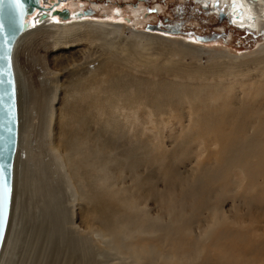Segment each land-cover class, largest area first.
<instances>
[{"label":"rangeland","instance_id":"obj_1","mask_svg":"<svg viewBox=\"0 0 264 264\" xmlns=\"http://www.w3.org/2000/svg\"><path fill=\"white\" fill-rule=\"evenodd\" d=\"M63 1V7L71 10L91 11L85 15L93 21L90 24L105 31L116 28L110 37L120 35L127 40L133 34L155 32L197 46L180 51L168 63L166 51H172L156 41L153 49H146L149 56L136 55L145 63L137 72L109 61L108 69L143 77L145 95L154 86L161 89V95L153 98L148 94L151 100L136 103V111L116 106L97 111L92 106L93 114L83 126L90 137L102 140L103 153L111 158L106 163L110 195L104 198H127L130 207L124 210L122 205L121 211L139 228L133 243L151 245L163 253L170 249L175 258L163 259L157 254L133 262L126 253L111 249L109 239L99 235L92 206L73 192L66 168L50 155L46 116L44 111L35 112L34 91L26 86L44 78L40 62L32 60L34 52L62 49L66 68L69 54L63 52L84 44L71 35L54 48L49 34L56 28L47 26L31 35L33 39L29 35L20 41L14 53L22 135L13 174L12 219L0 264H22L31 256L37 264H264V129L260 134L249 130L258 121L238 112L242 107L256 111L264 107L258 94L264 90V71L260 63L246 69H232L227 64V58L242 62L241 54L251 55L263 45L264 28L260 33L237 28L229 15L220 20L218 11L226 13V4H217L212 12L201 7L206 0ZM38 3L43 9L49 6L45 0ZM149 25L157 29L150 30ZM44 31L48 37L42 35L40 41ZM152 51L162 56L154 61ZM104 54L110 55V51ZM219 55L223 56L221 63L211 70L208 64ZM155 64L161 69L156 70ZM147 67L152 68L150 75H141L139 71ZM199 67L216 76L199 79ZM181 93L183 97L177 98ZM55 105L62 112L61 121L54 123L61 136L65 128H72L66 113L68 100L63 96ZM105 118L112 122L113 132L105 128ZM60 143L56 141L62 150ZM40 169H46L42 191L32 182ZM94 186L93 193L105 191V187L96 190Z\"/></svg>","mask_w":264,"mask_h":264},{"label":"bare ground","instance_id":"obj_2","mask_svg":"<svg viewBox=\"0 0 264 264\" xmlns=\"http://www.w3.org/2000/svg\"><path fill=\"white\" fill-rule=\"evenodd\" d=\"M206 2L207 7L212 12L214 11V9L217 8V4H226L227 16L229 15L230 19L234 21V26L239 25L243 28L249 27L250 30H254L257 33L264 28V0H206ZM208 3L211 4L212 7H209ZM45 4L49 5L45 9L41 8L39 5V7L34 8L39 9L38 12L29 14L34 10L33 9L32 11L26 13L24 17L26 29L17 38L13 47L12 67L15 77L16 89L18 88V84L17 74L14 68V53L20 41H22L21 43H23L25 38H28L33 34L36 35V32L41 27L43 28L49 26L56 28V31L54 32L49 31V37L52 39V42L50 43L52 44V46H54V48L57 45L59 46V41H61L62 38H69L68 36L71 37V35L75 37V40L83 42V46L76 47L73 51H68V49L63 52V55L65 53L69 54L66 68H64V63L61 60L62 49L57 51L51 49L50 52H41L42 54L44 53L43 55L38 54L40 53L39 50H36L35 52L33 51L35 56H33L32 60L40 62L42 70L40 71L42 75L41 78L44 77L41 80H44L45 82L42 83L41 80L35 79L33 80L34 82L31 84L26 83V80L25 83L28 90L32 89L34 91L32 93L34 96L32 95L33 97L31 98V100L35 112L44 111V114L46 116L44 117L46 118L45 120H47V122L45 121L47 124L45 136L49 138V140L47 141L48 151L51 152L50 155L52 154L51 156L53 157V159L58 160V162L60 160L61 166L66 168V175L70 181V185L73 192L81 198L83 203L90 204L92 206L91 213H94V220L96 219V223L98 225L97 229L100 232L99 235L102 237V239H109L110 242L107 244L111 249L126 253L132 259L133 262H139V260L153 258L157 254L163 256V259H174L175 255L170 251V249H167L163 253L161 251H158L154 246L152 247L151 245H138L133 243V238L135 234L139 232V228L134 225L128 214L121 211L122 205L124 207V210L130 207V203L126 200L127 198H114L110 201H107L104 198V196L110 195V188L106 190V163L111 162V158L109 154L103 153L106 150H104L105 148H103L105 147V144L101 142L102 140L99 142L95 140L94 136L90 137L83 126H86L87 121L91 118V115L93 114V112L91 111L92 106H95L97 111L104 109L109 110V108H112L114 106H116L115 109L125 108L136 111V103L141 101H147L148 99L151 100L148 97V94L152 93L153 98H157L161 95V89H159L158 86L152 87L151 91L145 95L147 90V83L145 82V79L143 77H136L135 74L129 72H126L125 74L119 73L120 70L117 69H108L109 67L107 66L109 61L121 62V64L125 68L131 69L133 72H137V67L145 63L143 62V60L137 59L136 55H139L141 57L149 56V53L146 51V49H153L152 46L157 44L156 41H158V43L159 41L162 42L160 43L161 45L165 43L163 46L166 47L167 50L172 51H166L170 56V59H168V63L173 62V58H176V55L179 54L180 51L186 52L187 50L194 49L197 46L191 44V42L187 43L182 40H173L163 36H159L155 34V32H148L147 34L140 35L133 34L132 38H127V40H124V38H122L120 35L110 37L109 34H113L117 30L116 28H112L111 30L105 31V29H103L102 27L90 24V22L93 21L85 19V15L87 14L77 13L82 12L81 10L76 11L67 8L69 10L70 16L64 20L60 19L56 15H52L50 13L51 8H66L63 7V0H61V3L60 0H57L56 2L45 0ZM69 19L72 21L69 22ZM66 21H68V23H66ZM75 26H78V28H75ZM82 27L84 29H82ZM80 28L82 30H80ZM40 34L41 35L38 38H40L42 35L47 36L46 31ZM32 37L34 38V36H31L30 39ZM30 39L28 41H30ZM41 39L43 38H40V41ZM173 45L179 46L177 49H173ZM93 50L99 52L101 56H103V58L97 57ZM105 50H109L110 55H105ZM152 52V54H155L154 61L157 57L162 56L161 54L158 55L156 51ZM239 57L240 59H243L241 60L242 62H239L236 59L227 58V60L230 61L227 62L228 66L232 69H246L250 67L253 63H260V70L264 71V44L259 45L257 50H255V52L251 55L241 54ZM221 59H223V56L219 55L214 57V59H212L208 64V67L211 70L216 69L217 66L221 63ZM89 65H92L93 68L91 69ZM154 68H156V70L161 69L158 64H155ZM203 69L204 67L198 68L199 79L214 78L216 76L214 72H204ZM139 72L141 75H150V73L152 72V68L147 67L145 69L140 70ZM33 76H31V78H33ZM27 77H29V75H27ZM62 77L64 78L62 79ZM203 86L210 87L208 85ZM29 92H31V90ZM258 94H261L264 100V90H259ZM63 96L68 100L69 108L66 110V113H68L71 117V121L69 120V122H71L72 128H65L64 134L60 136V134H57V132L55 131L54 123L61 121L60 118L62 119V112L56 107L55 103L56 101L62 99ZM182 97V93L177 96V98L179 99ZM242 102L243 101H240L238 104H241L242 106ZM262 106H264V101ZM238 109V112L240 114H247L250 118L254 119V121H258L254 124H251L249 130H252L253 128V132L257 134L264 132V107H262V110L260 111H256L253 108L247 110L243 107ZM17 111L18 135L17 149L13 159V174L15 173V166L17 163V156L20 145V136L22 135H20L21 124L19 115V105H17ZM142 113L145 114V112ZM104 124L106 125V129L113 132L112 122L109 124L108 118L104 119ZM58 140L61 142L60 145L62 144V150H59V145L57 146V144L59 143L56 144V141ZM90 144H95L96 146H92ZM40 155L41 154H39L38 158L40 160H43ZM107 155L109 157H107ZM47 167L45 166L44 168ZM40 170L41 171L39 172V174H37L36 178L34 177L32 182H34L35 180L36 187H39L41 190L44 180H42V178L44 173L46 174V169ZM92 185H95L94 187H97L96 190L105 187V191L101 190L95 191L93 193ZM12 198L13 187L7 228L0 249V260L4 245L6 244L5 242L7 239L8 229L10 227V222L12 219ZM30 255H33V253H30ZM34 257L35 256H31V258L28 257V260L23 261L22 264L39 263L37 261L34 263Z\"/></svg>","mask_w":264,"mask_h":264},{"label":"water","instance_id":"obj_3","mask_svg":"<svg viewBox=\"0 0 264 264\" xmlns=\"http://www.w3.org/2000/svg\"><path fill=\"white\" fill-rule=\"evenodd\" d=\"M39 7L38 0H0V190L8 187L6 210L2 228H0V249L5 236L12 195L13 159L17 149L18 111L17 89L12 67V52L17 38L25 31L24 17L27 12ZM202 8L209 10L207 5ZM50 13L60 19L70 16L67 8H51ZM78 14L91 13L89 10ZM227 17L224 11H218L221 20ZM149 29H157L149 25ZM260 33V32H259Z\"/></svg>","mask_w":264,"mask_h":264},{"label":"snow or ice","instance_id":"obj_4","mask_svg":"<svg viewBox=\"0 0 264 264\" xmlns=\"http://www.w3.org/2000/svg\"><path fill=\"white\" fill-rule=\"evenodd\" d=\"M14 3H19V0H14ZM8 187L5 184L3 189L0 190V228L3 226L5 210H6V199H7Z\"/></svg>","mask_w":264,"mask_h":264}]
</instances>
